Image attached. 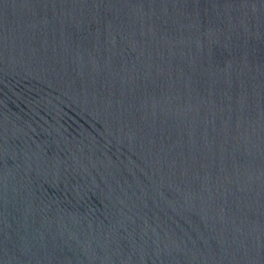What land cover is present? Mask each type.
<instances>
[{
	"label": "water",
	"instance_id": "water-1",
	"mask_svg": "<svg viewBox=\"0 0 264 264\" xmlns=\"http://www.w3.org/2000/svg\"><path fill=\"white\" fill-rule=\"evenodd\" d=\"M0 264H264V0H0Z\"/></svg>",
	"mask_w": 264,
	"mask_h": 264
}]
</instances>
